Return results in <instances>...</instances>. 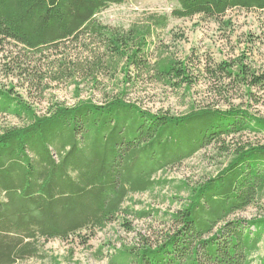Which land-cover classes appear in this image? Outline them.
<instances>
[{
	"label": "trees",
	"instance_id": "16d2710c",
	"mask_svg": "<svg viewBox=\"0 0 264 264\" xmlns=\"http://www.w3.org/2000/svg\"><path fill=\"white\" fill-rule=\"evenodd\" d=\"M124 1L0 0V51L17 48L5 74L30 81L41 91L47 78L59 81L75 72L93 79L105 63L117 67L124 61L125 83L146 75L173 88L190 89L198 78L188 60L166 54L164 48L155 60L148 58L146 39L152 28L167 26V16H150L148 24L127 29L109 27L97 18ZM176 2L171 15L178 18L200 15L218 21L232 9L264 16V0ZM92 45L101 51L92 53L91 60L71 65L52 60L48 68L50 53H63L70 46L91 51ZM246 54L242 50L203 66L207 93L226 97V108L191 107L179 116L145 110L127 101L125 92L102 104L80 100L39 115L11 82L1 85L0 114L24 120V125L0 130V264L42 258L40 240L77 237L86 243L120 215H158L156 209L132 210L124 203L135 193L171 183L155 175L202 148L245 133L264 134V116L254 108L264 102V66ZM33 62L47 66L30 68ZM129 68L136 77L128 75ZM220 149L231 156L215 175L176 184L186 197L175 211L164 213L170 229L154 242L123 246L110 264L253 262L264 235V216L230 217L264 192V144L235 143ZM259 264H264V255Z\"/></svg>",
	"mask_w": 264,
	"mask_h": 264
},
{
	"label": "rangeland",
	"instance_id": "374dc122",
	"mask_svg": "<svg viewBox=\"0 0 264 264\" xmlns=\"http://www.w3.org/2000/svg\"><path fill=\"white\" fill-rule=\"evenodd\" d=\"M176 6V0H125L121 4L110 5L101 11L97 18L109 27L127 29L131 25L148 24L150 16H167V26L152 28L151 35L146 39L149 43L148 58L155 60L157 53L164 48L166 54L171 53L180 60H188L189 64H192L191 72L198 78L197 83L190 89L173 88L150 80L146 75L134 84L133 81L125 83V73L121 70L124 61H121L117 67H108L105 63L93 79L91 76L75 72L59 81L47 78L42 83L45 89L40 91L32 86L30 81L18 79L13 74H5V71L13 66L11 57L17 49L10 47H6L4 52L0 51V86H8L11 82L14 90L21 94L39 115L46 114L56 105L73 106L80 100L89 99L102 104L121 92H125L127 101L134 102L152 113L179 116L187 113L191 107L214 105L226 108V97H212L207 93L208 84L203 82L205 76H202L203 66L209 60L220 62L233 58L242 50L246 51V55L253 62L264 66V16L256 10L232 9L218 21L200 15L178 18L171 15ZM226 20L230 22L229 25L223 23ZM70 47L62 49L64 54L59 51L50 53L48 68L51 67V62H57L59 59H63L68 65L84 63L94 57L92 53L101 51L96 45L91 46V51L85 50L83 46L76 49ZM29 66L45 68L47 64L36 62L35 65L33 62ZM127 73L131 78L137 76L133 68L127 69ZM234 94V91L230 92L233 97ZM254 108L264 116V102ZM22 125L24 120L0 114V130ZM235 143L264 144V134L245 133L233 139L227 138L221 145L202 148L192 157L155 175L171 180V183L152 192L135 193L124 203L125 207L128 206L132 210L156 209L159 211L158 215L143 219L120 215L103 230L95 231L86 243L77 237H70L68 240L51 239L46 242L40 240L42 258H30L15 264H110L115 252L123 246H133L142 240L154 242L172 226L164 213L175 211L179 207L180 198L186 197L185 192H177L176 184L180 180L194 184L209 175H215L231 156L220 147L226 148ZM254 216H264V192L230 219H250ZM263 255L264 235L257 252L251 256V264H259Z\"/></svg>",
	"mask_w": 264,
	"mask_h": 264
}]
</instances>
